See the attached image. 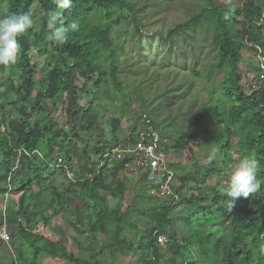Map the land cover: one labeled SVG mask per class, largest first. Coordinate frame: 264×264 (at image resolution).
I'll return each mask as SVG.
<instances>
[{"label":"trees","instance_id":"trees-1","mask_svg":"<svg viewBox=\"0 0 264 264\" xmlns=\"http://www.w3.org/2000/svg\"><path fill=\"white\" fill-rule=\"evenodd\" d=\"M195 2L191 5L198 9L159 42L176 46V53L184 58L188 50H182L181 45L187 46L191 40L201 45L199 35L210 36L208 56L212 59L200 62V56L195 57L193 62L203 65V72L195 73L209 82L217 73L221 78L209 89L201 108L199 96H194L192 107L198 110L193 121L187 120L190 129L182 131L171 144L165 146L161 136L169 137L168 133L150 117L154 132L150 133L149 143L157 151L164 153L165 147L188 157L195 156L196 147H202L209 158L215 149L223 166L210 161L202 173H187L168 164L179 181V185L172 184L178 200L172 195L159 198L150 192L159 188L168 172L160 168L156 181L149 183V171L144 173L140 167L142 190L125 203L126 167L134 155L122 152L123 158L110 159L111 148L120 145L119 121L114 120L113 137L106 141L105 130L99 126L100 112L93 102L106 88L123 94V72L138 73L150 80L145 57L138 60L136 56L139 64L120 59L124 48L113 32L131 30L138 38H153L144 32L151 23L144 15L153 4L147 0H71L69 8L58 9L53 0H0V18L30 12L35 19V29L18 37L17 62L0 65L1 72H8V77L0 80V200L11 198L9 211L16 218V226L7 228L5 207L3 212L1 209L0 230L6 227L11 235L9 243L0 238V250L6 246L12 249L8 264H39L42 253L71 264H97V255L106 250L112 256L122 255L120 264H161V260L163 264H264V0ZM52 11L60 13L57 26L78 25L63 45L46 38ZM102 16L105 23H101ZM33 49L48 62L40 69L39 79L30 58ZM171 54L161 59L166 62ZM246 54L249 70L257 81L252 90L242 84L239 67ZM151 73L155 76V71ZM12 97L16 99L10 102ZM9 103L17 109L20 120L6 122L4 112ZM47 110H55L54 115ZM61 116L65 125L58 127ZM135 133L136 128L129 134L133 141L128 148H133ZM81 134L94 136L95 141ZM245 156L259 161L257 178L261 186L249 197L237 198L231 208L221 189L227 185L228 171ZM15 161L18 164L13 167ZM53 178L63 179L66 188L61 190L52 184L50 198L44 201L42 193L32 187ZM39 197L43 209L26 207L28 199ZM142 198L149 204L145 205ZM72 206L77 211L67 222L77 235L89 241L88 245L76 242L89 251L88 258L69 251L62 236L51 240L38 231L49 218ZM160 234L168 239L162 247L157 244ZM101 235L105 238L98 250Z\"/></svg>","mask_w":264,"mask_h":264},{"label":"rangeland","instance_id":"rangeland-1","mask_svg":"<svg viewBox=\"0 0 264 264\" xmlns=\"http://www.w3.org/2000/svg\"><path fill=\"white\" fill-rule=\"evenodd\" d=\"M131 1H140L145 0H131ZM152 3V8L149 7L146 10L144 16L145 20H149L151 23L147 28L144 29V32L148 33L147 36H152L153 38L146 39V36H133L132 31L129 32H120L121 34H115L113 32V37L119 45H122L123 52L120 55V59H129L130 62H136V56L138 60L145 57V62L148 66V74L150 75V80L146 79V76H142L138 73L123 72L122 79L124 80L125 92L123 94L111 93L109 88L103 90L102 94L96 102H93V106L99 110L101 121L100 127L105 130V139L110 141L113 137L112 128L114 120L119 121V135L118 142H120V147H126L130 145L133 141V138H130L129 134L133 131L141 134L143 132L141 122H139V116L141 113H147L159 126L161 131H166L169 135L161 136L163 142L166 145L174 142L181 134L182 131L188 132L190 122H187L188 118L193 121L195 117V112L198 109L192 107V99L194 96L198 95V107H202L203 101L206 100L207 93L213 84H216L220 81L221 75H217L209 82L204 75H197L195 72H203V65L201 63H194L193 59L197 56H200V62L205 59L211 60L212 58L208 56L210 50V41L211 37L207 35H199L201 38V45H194V40L189 41L188 45H181L182 50H188L185 52V59L179 53L176 46L171 47L166 43L160 44L161 38H164L168 31L174 28L177 24L187 20L192 11L195 12L198 9V6L191 5L192 3H197L195 1L199 0H147ZM195 6V7H194ZM36 8V7H35ZM97 18H93V21L97 22ZM101 23H105L104 16L100 18ZM35 27V19L33 27ZM113 30H116L115 27H112ZM35 29V28H34ZM145 37V38H144ZM191 38H194L191 36ZM139 50L143 55H139ZM193 50V52H191ZM171 52V57L166 62L161 59V56ZM184 54V53H183ZM248 54H246L241 62L239 63L240 72L242 74V84H246L247 90H252L256 87L257 81L255 75L249 70L247 65ZM30 58L33 67L36 69V77L39 79L42 75V68H46L48 62L45 59V56H40L35 49L30 51ZM153 61V63H149ZM208 60L206 61V66ZM139 64V63H138ZM137 64V65H138ZM143 69L146 68V65H140ZM155 71V76L151 72ZM175 73L178 74L179 78L175 76ZM8 77V72L0 71V80H4ZM82 85V83H80ZM91 85V83L89 84ZM103 85V83H102ZM37 87L40 88L39 82H37ZM170 88H173L170 90ZM178 92L174 95L175 91ZM2 90V88H1ZM174 95V96H173ZM15 97H12L9 101H14ZM84 101V100H83ZM127 105H124L125 103ZM165 101L166 103H164ZM85 102H82L84 104ZM146 104V106H143ZM48 108V106H46ZM156 107V109H155ZM155 110V112H154ZM51 111L54 115L55 110ZM151 113V114H150ZM153 113V114H152ZM4 117L6 122L8 120H20V115L16 108H14L10 103L6 107L4 112ZM136 124V127H135ZM58 127L65 125L64 117H59L57 119ZM117 133V132H116ZM82 137L86 139H91L95 141V137L87 136L81 134ZM135 136V138H136ZM134 138V139H135ZM160 138V139H161ZM198 138H195L197 141ZM128 144V145H127ZM125 148V149H126ZM164 151L167 157L169 164L179 166L181 171L185 172H200L204 171L205 166L210 161L220 167L223 165L222 157L218 155L217 150L214 149L213 155L209 158L206 156V152L202 147H196L195 156L188 157L187 155L179 154L172 150H167L164 147ZM114 155H111L110 159H113ZM133 163L127 165V178H128V190H126L124 197L125 203H129L136 193L141 192V188L144 185V182H141V171L140 167L137 166L136 162L132 160ZM18 164L15 161L13 167ZM222 172V171H221ZM229 172V171H228ZM212 181V180H211ZM56 185L57 188L64 190L66 188V183L63 179L57 178L51 180L47 179L41 183L40 186L36 185L32 187L33 191L41 192L42 199L48 201L50 198V186ZM176 185H179V181L176 179ZM38 200L28 199V204H25L26 207L34 208V210L43 209V203ZM142 202H145V205L149 204L146 198L141 199ZM114 204V203H112ZM13 206L11 198L7 196L4 200H0V211L2 212L5 207V220L6 227H15L16 218L13 214H10V209ZM49 211V210H48ZM77 209L75 206L70 207L67 212H60L58 215L49 218L47 225L39 228L38 231L40 234L44 235L46 238L51 240H57L59 236H62L67 242L65 246L69 251H72L76 255L81 256L82 258H88L89 251L80 246L76 242L83 243L88 245L89 241L81 235H77L74 230L70 227L67 220L75 216ZM9 212V213H8ZM224 226L228 228V224L224 223ZM76 238V241L74 240ZM104 236L101 235V241L96 245V249H100ZM12 258V249L9 247H4L0 250V264H8L11 262ZM96 260L97 264H120L122 263V255L117 254V256H112L109 254V250L103 251L100 255H97ZM39 264H71L64 260H57L48 257L45 254H41L38 257ZM163 264V260H161Z\"/></svg>","mask_w":264,"mask_h":264},{"label":"clouds","instance_id":"clouds-1","mask_svg":"<svg viewBox=\"0 0 264 264\" xmlns=\"http://www.w3.org/2000/svg\"><path fill=\"white\" fill-rule=\"evenodd\" d=\"M53 2L58 9H67L71 6V0H53ZM59 15V12L52 11L49 13L47 20L48 35L46 38L55 45L65 44L68 40L69 32L75 31L78 28L76 23H72L69 27L63 25L57 26ZM33 24L34 18L30 12L21 14L11 13L0 18V65H14L17 62L20 54L18 37L32 28ZM168 164L167 160V166ZM259 169L260 163L254 156H245L228 172V182L221 189V195L227 197L229 207H233L237 198L241 196L247 198L260 188L261 182L257 178ZM141 170L143 171L142 168ZM175 179L174 177V182Z\"/></svg>","mask_w":264,"mask_h":264},{"label":"built area","instance_id":"built-area-1","mask_svg":"<svg viewBox=\"0 0 264 264\" xmlns=\"http://www.w3.org/2000/svg\"><path fill=\"white\" fill-rule=\"evenodd\" d=\"M141 124L145 131L141 133L140 137L135 138L133 149L128 151L134 154L137 166L141 167L144 172L149 171L147 182L150 183L156 181V173L160 168L169 173L168 179L163 181L159 185L158 189H152V193L156 194L159 198H165L168 195H172L175 197V200H178V197L175 196L172 188L175 175L172 170L168 169L165 153L157 155L155 152V147L149 143L150 133L154 131L151 118L145 113L141 114ZM111 150L112 153L117 156V158H120V152L123 150L118 144L114 145ZM0 238L7 243L11 241V235L7 231L6 227H3L0 230ZM167 242L168 239L165 235L160 234L157 236L158 246L162 247ZM152 258L154 259V257Z\"/></svg>","mask_w":264,"mask_h":264},{"label":"bare ground","instance_id":"bare-ground-1","mask_svg":"<svg viewBox=\"0 0 264 264\" xmlns=\"http://www.w3.org/2000/svg\"><path fill=\"white\" fill-rule=\"evenodd\" d=\"M141 125H142V124H141ZM142 129H143V131H145L143 126H142ZM150 144H152V143H150ZM152 145H153V144H152ZM153 146H154V145H153ZM154 147H155V146H154ZM132 149H133V148L122 149V150H123L122 152H125V153H128V154H132V155H134L133 153H131V152L128 151V150H132ZM122 152H120V158H123V153H122ZM155 152H156L157 155L163 154L162 151H157L156 148H155ZM110 154L116 156L115 154L112 153V150H111V153H110ZM116 157H117V156H116ZM132 160L136 162L135 156L132 158ZM132 163H133V162H132ZM168 177H169V173L167 174V179H168ZM167 179H166V180H167Z\"/></svg>","mask_w":264,"mask_h":264}]
</instances>
